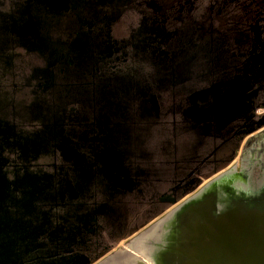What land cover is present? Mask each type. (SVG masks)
<instances>
[{
  "label": "flooded vegetation",
  "instance_id": "1",
  "mask_svg": "<svg viewBox=\"0 0 264 264\" xmlns=\"http://www.w3.org/2000/svg\"><path fill=\"white\" fill-rule=\"evenodd\" d=\"M263 127L264 0H0V264H93Z\"/></svg>",
  "mask_w": 264,
  "mask_h": 264
},
{
  "label": "bare ground",
  "instance_id": "2",
  "mask_svg": "<svg viewBox=\"0 0 264 264\" xmlns=\"http://www.w3.org/2000/svg\"><path fill=\"white\" fill-rule=\"evenodd\" d=\"M247 162L240 158L207 178L93 264H231L228 244L236 242V252L253 243L248 227L264 226V168L253 178ZM226 229L227 237L213 235Z\"/></svg>",
  "mask_w": 264,
  "mask_h": 264
},
{
  "label": "rangeland",
  "instance_id": "3",
  "mask_svg": "<svg viewBox=\"0 0 264 264\" xmlns=\"http://www.w3.org/2000/svg\"><path fill=\"white\" fill-rule=\"evenodd\" d=\"M253 136L254 137L247 144L241 146L239 153H237L229 163L230 165L233 163L240 164V158H247V166H249L248 171H251L253 178H255L264 168V127L261 130L256 131ZM205 180L207 179L201 178L200 183L204 182ZM250 222L254 224L253 219ZM238 228L239 227L236 229ZM246 230L248 231L247 236L251 237V241H253V243L249 242L248 244H241L240 246L242 247L237 246L236 252L233 251L234 246H236V242L232 245L228 244V249L225 248L224 253H227V257L231 259V264H264V226L255 227L253 229L248 227ZM225 232H229V229L215 232L213 235H224V237H227L224 234ZM251 233H253V235ZM129 239L130 238L126 240L121 239L117 246L115 245V250L125 247ZM229 240H232V238H229ZM113 251L110 252V254L114 253ZM205 256H208V253H206Z\"/></svg>",
  "mask_w": 264,
  "mask_h": 264
},
{
  "label": "trees",
  "instance_id": "4",
  "mask_svg": "<svg viewBox=\"0 0 264 264\" xmlns=\"http://www.w3.org/2000/svg\"><path fill=\"white\" fill-rule=\"evenodd\" d=\"M153 127H155V126H153ZM153 127H152V128L150 127L151 130H149L147 136H149V135L151 136L150 131H152L154 134L158 133L157 130H155ZM230 160H231V158L229 157V158H227V159H225V160H223V161H221V162H218L216 165H214V166H212V167L205 168L204 170L201 171V177H202V178H207V177H209L211 174H213V173H215L216 171L220 170L221 168L225 167V166L230 162ZM199 182H200V179H199ZM194 187H195V186L189 188V189L186 190L184 193H180V194H178V195L176 196L175 199L180 198V197H181L182 195H184L185 193L191 191ZM175 199L170 200V201L167 202L164 206L160 207V208L155 212L154 215H157L158 213L162 212V210H164L168 205H170L171 203H173V202L175 201ZM146 221H148V220L143 221V223H140L139 225L133 227V228H132L131 230H129L128 232H125V233L123 234V237L126 236V235H128L129 233H131V231H134V230L137 229L138 227L142 226ZM114 243H115V242H113V243L110 244V245H113ZM110 245H109L107 248L101 250V251H100L98 254H96L95 256H93L92 259L94 260V259H96L98 256L102 255V253H104V252L110 247Z\"/></svg>",
  "mask_w": 264,
  "mask_h": 264
},
{
  "label": "water",
  "instance_id": "5",
  "mask_svg": "<svg viewBox=\"0 0 264 264\" xmlns=\"http://www.w3.org/2000/svg\"><path fill=\"white\" fill-rule=\"evenodd\" d=\"M262 122H263V121H262ZM262 122H261V123H262ZM258 124H260V122H259Z\"/></svg>",
  "mask_w": 264,
  "mask_h": 264
}]
</instances>
